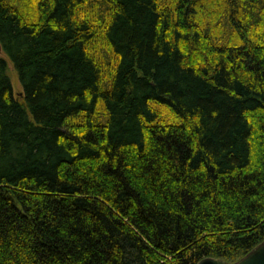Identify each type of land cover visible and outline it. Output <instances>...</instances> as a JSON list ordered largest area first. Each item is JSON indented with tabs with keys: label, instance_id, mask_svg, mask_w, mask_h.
Listing matches in <instances>:
<instances>
[{
	"label": "trees",
	"instance_id": "obj_1",
	"mask_svg": "<svg viewBox=\"0 0 264 264\" xmlns=\"http://www.w3.org/2000/svg\"><path fill=\"white\" fill-rule=\"evenodd\" d=\"M0 42V264L264 241V0H0Z\"/></svg>",
	"mask_w": 264,
	"mask_h": 264
},
{
	"label": "water",
	"instance_id": "obj_2",
	"mask_svg": "<svg viewBox=\"0 0 264 264\" xmlns=\"http://www.w3.org/2000/svg\"><path fill=\"white\" fill-rule=\"evenodd\" d=\"M3 54V47L0 42V55ZM197 264H264V241L256 246L251 252L240 260L231 263L220 258L208 257Z\"/></svg>",
	"mask_w": 264,
	"mask_h": 264
},
{
	"label": "rangeland",
	"instance_id": "obj_3",
	"mask_svg": "<svg viewBox=\"0 0 264 264\" xmlns=\"http://www.w3.org/2000/svg\"><path fill=\"white\" fill-rule=\"evenodd\" d=\"M1 57H4L7 61H8V67H9V76H10V79H11V83H12V86H13V89H14V94L16 96H21L23 94V89H22V85L19 81V78H18V75L14 69V66L13 64L11 63V61L6 57L5 54H1L0 55Z\"/></svg>",
	"mask_w": 264,
	"mask_h": 264
}]
</instances>
